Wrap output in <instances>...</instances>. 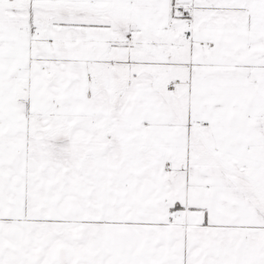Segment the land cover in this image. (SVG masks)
<instances>
[{"label": "snow or ice", "instance_id": "1", "mask_svg": "<svg viewBox=\"0 0 264 264\" xmlns=\"http://www.w3.org/2000/svg\"><path fill=\"white\" fill-rule=\"evenodd\" d=\"M0 264H264V0H0Z\"/></svg>", "mask_w": 264, "mask_h": 264}]
</instances>
